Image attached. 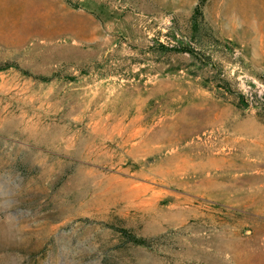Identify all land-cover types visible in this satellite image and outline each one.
Segmentation results:
<instances>
[{"label":"rangeland","instance_id":"rangeland-1","mask_svg":"<svg viewBox=\"0 0 264 264\" xmlns=\"http://www.w3.org/2000/svg\"><path fill=\"white\" fill-rule=\"evenodd\" d=\"M0 264H264V0H0Z\"/></svg>","mask_w":264,"mask_h":264},{"label":"trees","instance_id":"trees-1","mask_svg":"<svg viewBox=\"0 0 264 264\" xmlns=\"http://www.w3.org/2000/svg\"><path fill=\"white\" fill-rule=\"evenodd\" d=\"M197 11H198V9L196 8L195 12H197ZM185 50L190 52V53L192 52V51H189L188 49H185ZM3 68H5V67H3ZM224 88H225L226 92L233 93V91L231 90L229 85H225ZM237 96L240 98V101L242 102L243 98H244L243 95L241 93H238ZM125 233L128 234V235H126V238L129 241H132L134 244H137V245H141L142 244L143 245V244L146 243V240L144 238L136 237L135 235H133L131 233H127V232H125Z\"/></svg>","mask_w":264,"mask_h":264}]
</instances>
